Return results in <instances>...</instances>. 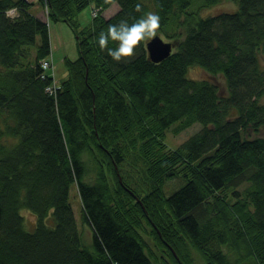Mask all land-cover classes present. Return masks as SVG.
<instances>
[{
	"label": "trees",
	"instance_id": "16d2710c",
	"mask_svg": "<svg viewBox=\"0 0 264 264\" xmlns=\"http://www.w3.org/2000/svg\"><path fill=\"white\" fill-rule=\"evenodd\" d=\"M223 1L40 0L78 36L79 56L64 58L54 97L41 64L52 53L49 22L29 0H0V264H181L166 241L186 264H264V135L250 134L264 127V0L200 15ZM90 5L98 14L82 26ZM150 11L174 43L167 58L152 61L145 43L120 62L101 51L109 24ZM197 65L222 75L227 93L191 77ZM196 122L203 126L181 145L168 144L170 127ZM180 176L184 185L167 195ZM23 208L36 214L32 230Z\"/></svg>",
	"mask_w": 264,
	"mask_h": 264
},
{
	"label": "rangeland",
	"instance_id": "374dc122",
	"mask_svg": "<svg viewBox=\"0 0 264 264\" xmlns=\"http://www.w3.org/2000/svg\"><path fill=\"white\" fill-rule=\"evenodd\" d=\"M238 2L239 0H224L223 2L218 3L216 5L204 8L200 12V15L208 16L210 14H217L223 11H228V12L235 11L238 8ZM196 5H197V1H195L194 4H192L191 6L196 7ZM40 9L43 10L44 15L47 17L46 14L47 12L45 13V9L43 7H40ZM92 9H93V5H90L87 8H85L79 15V19H80L79 21L82 26H86L90 24L93 18ZM118 9H119V4L115 2L106 10H104V15L106 17H110L114 13H116ZM31 10L34 12L36 11V9H33L32 7ZM48 22L50 28L51 45H52V53L51 56L49 57L53 63L51 71L54 77L60 80L66 77L68 74L67 68L64 63V58L67 56L71 59H76L79 56V49L77 43L78 36H76L74 30L68 25L66 21H62V20L53 21L48 18ZM190 76L195 78L211 79L219 84L220 90L223 94H226L228 91L225 79L223 78L222 75H217V76L212 75L206 69L198 65L191 67ZM262 101H264V98L262 99ZM202 126L203 125L200 122H196L179 133L174 132L172 130V127H170L167 133V142L171 147L177 148L191 135H193L195 132L200 130ZM256 133H258V135H264V127L260 129L258 132H255L254 130L250 131L251 135H256ZM185 182L186 179L181 176L171 179L165 184L166 194L169 195L173 193L175 190L182 187V185H184ZM70 200L72 202L75 211L79 230L82 234L83 244L84 246L93 250L95 249L94 231L90 223L86 222L83 218L82 202L76 185H73L71 187ZM21 212L25 216V227L28 230H32L36 226V221H37L35 212L29 208H23Z\"/></svg>",
	"mask_w": 264,
	"mask_h": 264
},
{
	"label": "clouds",
	"instance_id": "9594fccd",
	"mask_svg": "<svg viewBox=\"0 0 264 264\" xmlns=\"http://www.w3.org/2000/svg\"><path fill=\"white\" fill-rule=\"evenodd\" d=\"M136 12H142V4L137 2ZM12 16V11L6 13ZM160 28V16L155 12H147L141 15L133 23L121 20L118 24H109L106 32H101L98 37V45L101 51L115 61L130 59L134 56L135 50L142 44L157 37ZM115 42V48H109V42Z\"/></svg>",
	"mask_w": 264,
	"mask_h": 264
},
{
	"label": "water",
	"instance_id": "95a60500",
	"mask_svg": "<svg viewBox=\"0 0 264 264\" xmlns=\"http://www.w3.org/2000/svg\"><path fill=\"white\" fill-rule=\"evenodd\" d=\"M146 48H147L148 55L151 58V60L154 61V62H160L163 59L167 58L172 53L173 48H174V43L172 41H170V40L165 39L160 33H158L157 37L153 38L151 41L146 43ZM116 170H117V174L119 176V180H120L121 184L124 185L131 192V194H133L135 196V198L137 200H139V202L143 205V208L146 211V207L144 206L143 201L131 189H129L124 184V181H123L122 175H121V173H120V171L118 169V166H116ZM153 224L155 226H157L155 223H153ZM159 232H160L161 236H163L161 231H159ZM165 243L171 248L172 252L176 256V258H178L180 263L181 264H186L179 257V255L176 252V250L174 249V247L172 245H170V243H168L167 241Z\"/></svg>",
	"mask_w": 264,
	"mask_h": 264
},
{
	"label": "bare ground",
	"instance_id": "6f19581e",
	"mask_svg": "<svg viewBox=\"0 0 264 264\" xmlns=\"http://www.w3.org/2000/svg\"><path fill=\"white\" fill-rule=\"evenodd\" d=\"M14 9V8H13ZM45 9V13L47 14V17H48V6L44 7ZM16 12V11H15ZM14 12V13H15ZM12 13V14H14ZM45 16V19L43 20H47L48 21V18ZM51 56V54H50ZM42 64V63H41ZM43 66V65H42ZM53 66V65H52ZM44 70H47L45 67H42ZM52 68V67H51ZM51 68H49L51 70ZM48 69V70H49ZM51 72V71H50ZM52 73V72H51ZM45 76V73H43V77ZM52 76H53V79H52V82L47 84L46 85V92L50 95H53L54 97H57V94H58V90L59 88L61 87V79L58 80L54 77L53 73H52ZM161 231V230H160ZM162 233V232H161ZM171 245V244H170ZM171 249V248H170ZM174 254V253H173Z\"/></svg>",
	"mask_w": 264,
	"mask_h": 264
},
{
	"label": "crops",
	"instance_id": "0c3cea01",
	"mask_svg": "<svg viewBox=\"0 0 264 264\" xmlns=\"http://www.w3.org/2000/svg\"><path fill=\"white\" fill-rule=\"evenodd\" d=\"M29 1L32 2V5L30 6V9H31V7H32L33 9H36L35 12L32 11V10H31V11H32L34 14H36L38 17H40V18H42V19H45L44 12H43V10L40 9V7H43V8H44V6H43V4L40 2V0H29Z\"/></svg>",
	"mask_w": 264,
	"mask_h": 264
},
{
	"label": "built area",
	"instance_id": "2783aa9c",
	"mask_svg": "<svg viewBox=\"0 0 264 264\" xmlns=\"http://www.w3.org/2000/svg\"><path fill=\"white\" fill-rule=\"evenodd\" d=\"M10 10L12 11V13L15 12V9H10ZM10 10H9V11H10ZM98 11H99V8H93V9H92V16H93V17L96 16V15L98 14ZM41 63H42V65H43V67H45L46 69L51 68L52 65H53V63H52V61H51L50 58H45V59H43V60L41 61Z\"/></svg>",
	"mask_w": 264,
	"mask_h": 264
}]
</instances>
